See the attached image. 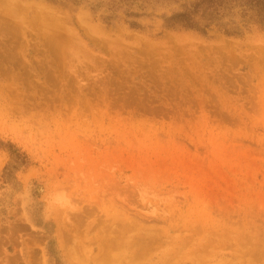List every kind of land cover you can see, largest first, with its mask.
Here are the masks:
<instances>
[{
  "label": "rangeland",
  "instance_id": "1",
  "mask_svg": "<svg viewBox=\"0 0 264 264\" xmlns=\"http://www.w3.org/2000/svg\"><path fill=\"white\" fill-rule=\"evenodd\" d=\"M0 264H264V8L0 0Z\"/></svg>",
  "mask_w": 264,
  "mask_h": 264
},
{
  "label": "trees",
  "instance_id": "2",
  "mask_svg": "<svg viewBox=\"0 0 264 264\" xmlns=\"http://www.w3.org/2000/svg\"><path fill=\"white\" fill-rule=\"evenodd\" d=\"M247 1H254L258 6L264 8V0H247Z\"/></svg>",
  "mask_w": 264,
  "mask_h": 264
},
{
  "label": "bare ground",
  "instance_id": "3",
  "mask_svg": "<svg viewBox=\"0 0 264 264\" xmlns=\"http://www.w3.org/2000/svg\"><path fill=\"white\" fill-rule=\"evenodd\" d=\"M110 256V255H109ZM109 260V259H108Z\"/></svg>",
  "mask_w": 264,
  "mask_h": 264
}]
</instances>
